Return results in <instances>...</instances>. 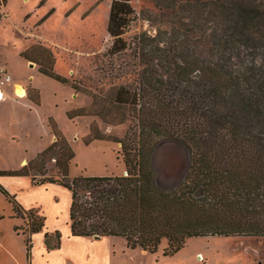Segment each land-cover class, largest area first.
Here are the masks:
<instances>
[{
    "label": "trees",
    "instance_id": "obj_1",
    "mask_svg": "<svg viewBox=\"0 0 264 264\" xmlns=\"http://www.w3.org/2000/svg\"><path fill=\"white\" fill-rule=\"evenodd\" d=\"M149 1L170 13V30L138 39L139 83L134 89H113L109 99L133 110L135 126L122 140L95 133L86 141L121 144L126 176L71 179L75 154L53 118L49 123L57 140L21 170L0 171V176L31 177L33 183L39 176V185L67 189L73 237H123L128 248L150 254L167 240L164 256L177 254L197 237L264 238V0ZM134 14L131 0L112 1L110 54L130 47L124 35ZM193 35L199 36L201 51ZM96 101L93 96V105ZM84 115L83 108L68 114L71 119ZM165 140L180 143L190 159L185 180L173 188L160 184L152 164ZM50 161L58 179L48 176ZM0 192L15 216H28L31 234H44L48 252L61 248V233L47 232L44 217L25 212L1 184ZM15 232L20 234L16 227ZM25 247L32 264L33 241L27 236Z\"/></svg>",
    "mask_w": 264,
    "mask_h": 264
},
{
    "label": "rangeland",
    "instance_id": "obj_2",
    "mask_svg": "<svg viewBox=\"0 0 264 264\" xmlns=\"http://www.w3.org/2000/svg\"><path fill=\"white\" fill-rule=\"evenodd\" d=\"M112 1L8 0L5 6L0 5L2 61L8 62L18 80L33 75L24 83L26 95L27 85L32 82L43 96L38 112L26 110L19 117H14L13 105L0 106V170L16 172L26 165H20L23 159L31 162L37 158L50 142V117L75 154L69 167L71 179L126 176L121 144L105 139L86 141L95 133L122 140L135 126L133 110L111 104L110 94L120 86L136 87L143 70L136 53L138 39L142 35L156 38L169 31L173 19L149 0H131L135 14L124 35L130 47L112 55L109 50L113 39L107 31ZM191 39L197 51H201L199 36L193 35ZM23 53L33 62L23 58ZM41 68L68 80L81 91L45 75ZM14 82L13 77L11 84ZM93 96L97 99L94 105ZM82 108L87 115L69 118L71 111ZM121 121L124 123L120 124ZM189 161L188 152L180 143L165 140L157 146L152 164L160 184L173 188L185 180ZM47 169L48 176L59 178L54 161L47 164ZM41 179L38 176L33 185L31 177L3 176L0 184L17 195L19 202L38 204L40 209L35 210L46 216L48 228H57L62 234V247L47 253L43 236L31 234L28 216L13 215L14 227L20 232L17 236L10 218L12 207L0 193V214L6 215V219L0 220V264H27L26 236L33 241L32 264H264V238L197 237L189 239L173 256H164L167 240H163L157 253L150 254L128 248L123 237L96 242L76 239L67 234L71 193L56 185L40 186Z\"/></svg>",
    "mask_w": 264,
    "mask_h": 264
},
{
    "label": "crops",
    "instance_id": "obj_3",
    "mask_svg": "<svg viewBox=\"0 0 264 264\" xmlns=\"http://www.w3.org/2000/svg\"><path fill=\"white\" fill-rule=\"evenodd\" d=\"M2 14H4V12H3V10H2ZM2 61V58H1V56H0V65H4V67L8 70V72L10 73V75L12 76V78L14 77V83L13 84H10V85H8V86H6L4 89H3V93H4V99L2 100V101H0V106H2V104H4V103H9L10 105H13L14 106V110H15V112H14V117H19L21 114H23V113H26V110H27V112H29V113H31V112H38V110L40 109V108H42V100H43V96L41 95V92H40V90L37 88V87H35L33 84H32V82H30L28 85H27V95L25 94V97L24 98H21V97H19L18 95H16V93L14 92V89H16L17 87H21L25 92H26V89H25V84L24 83H26V81L27 80H30V78L29 77H31V76H33V75H31V76H29V77H27V78H24V76H21V77H23V78H19V79H23V80H18L17 78L18 77H15L14 76V74H12V71H10V67H9V64H8V62L7 61H5V62H1ZM28 61V60H27ZM33 61V60H32ZM28 62H31V61H28ZM32 78V77H31ZM18 97V98H17ZM75 111V110H74ZM72 112V111H71ZM45 117V116H44ZM77 118V117H76ZM49 119H50V117H49ZM41 121L42 122H46L45 121V119L44 118H41ZM48 122H49V120H48ZM48 128L50 129V131H47V134L48 135H50V142H48L41 150H40V152H39V154H41L42 152H44L46 149H48L57 139H56V137L54 136V134H53V131H52V129H51V126H50V123H49V125H48ZM1 135V134H0ZM1 138V137H0ZM39 154H38V156H39ZM37 156V157H38ZM36 158H34L33 160H35ZM33 160H31V161H33ZM29 163V161L27 160V159H23L22 161H21V163H20V165H24V164H28ZM1 172H8V171H4V170H0ZM0 177H3V176H0ZM15 177H19V178H27V177H25V176H15ZM33 185H35L34 183H33ZM38 185H39V183H38ZM51 185H56V186H59V185H57V184H45V185H40V186H51ZM60 187H62V186H60ZM8 191V190H7ZM9 192V191H8ZM1 193V192H0ZM10 193V192H9ZM2 194V193H1ZM11 194V193H10ZM3 195V194H2ZM12 196H15L16 197V200L18 201V199H17V195H13V194H11ZM4 196V195H3ZM5 197V196H4ZM6 199V198H5ZM7 200V199H6ZM21 202V203H20ZM18 201V203L22 206V208L24 209V211L25 212H29V211H36L35 209H37V208H39L40 209V207H38V204H23V202L22 201ZM10 204V203H9ZM11 205V204H10ZM70 206H71V204H70ZM70 206H69V212H68V221H69V223H68V233L67 234H69L70 233V235H71V229H70V218H69V213H70ZM11 207H12V205H11ZM12 211H13V207H12ZM43 214H44V216L46 215L44 212H43ZM14 212L12 213V215L10 216V218L11 219H13V231H14V233L17 235V236H19L16 232H15V227H14ZM24 216H27V215H24ZM43 217V216H42ZM46 217V216H45ZM44 217V218H45ZM4 219H6V215H3V214H0V220H4ZM28 220V219H27ZM29 222V221H28ZM47 221H46V218H45V228H46V231L47 232H49V233H53V232H55V231H59V230H57V228H53L52 230H50L49 228H48V224L46 223ZM60 232V231H59ZM40 235H42L43 236V240H44V234L43 233H39ZM62 235V234H61ZM72 236V235H71ZM73 237V236H72ZM74 238H78V237H74ZM108 238H111V237H100L99 239H96V238H85V239H88V240H91V241H93V242H96V241H99V240H103V239H108ZM80 239H83V238H80ZM63 244V243H62ZM62 244H61V247H62ZM45 249H46V247H45ZM61 249V248H60ZM59 250V249H58ZM135 250H140L142 253L144 252V253H147L146 251H143V250H141L140 248H137V249H135ZM46 252L47 253H50V252H52V251H50V252H48L47 251V249H46ZM68 258H66L65 259V261L67 262V261H69V260H67Z\"/></svg>",
    "mask_w": 264,
    "mask_h": 264
},
{
    "label": "built area",
    "instance_id": "obj_4",
    "mask_svg": "<svg viewBox=\"0 0 264 264\" xmlns=\"http://www.w3.org/2000/svg\"><path fill=\"white\" fill-rule=\"evenodd\" d=\"M12 81H13V78L8 72V70L4 67H0V101H2L5 96L3 93V89L6 86L10 85ZM14 92L16 93V95H18L17 89H14ZM122 264H127V263H122Z\"/></svg>",
    "mask_w": 264,
    "mask_h": 264
},
{
    "label": "bare ground",
    "instance_id": "obj_5",
    "mask_svg": "<svg viewBox=\"0 0 264 264\" xmlns=\"http://www.w3.org/2000/svg\"><path fill=\"white\" fill-rule=\"evenodd\" d=\"M16 89H17V93H18L19 97L24 98L26 92L21 87H17ZM200 260H201V258H200Z\"/></svg>",
    "mask_w": 264,
    "mask_h": 264
},
{
    "label": "water",
    "instance_id": "obj_6",
    "mask_svg": "<svg viewBox=\"0 0 264 264\" xmlns=\"http://www.w3.org/2000/svg\"><path fill=\"white\" fill-rule=\"evenodd\" d=\"M94 238H96V239H99V238H100V236H95Z\"/></svg>",
    "mask_w": 264,
    "mask_h": 264
}]
</instances>
